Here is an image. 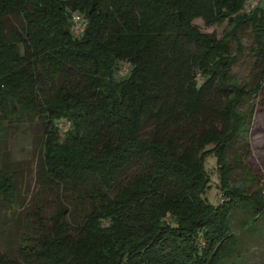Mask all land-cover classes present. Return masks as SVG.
<instances>
[{"label": "trees", "instance_id": "1", "mask_svg": "<svg viewBox=\"0 0 264 264\" xmlns=\"http://www.w3.org/2000/svg\"><path fill=\"white\" fill-rule=\"evenodd\" d=\"M247 1L0 0V144L10 125L40 123L39 180L89 206L76 227L60 209L35 244L20 249V262L2 251L0 264H227L237 257L233 213L247 212L244 228L264 220V196L232 184L227 160L251 123L253 106L245 113L242 103L264 98V0L243 12ZM72 12L87 21L79 37ZM10 15L20 30L6 27ZM195 19L226 20L230 30L217 39L199 32ZM246 27L256 73L239 84L231 71ZM210 100L218 101L220 127L194 133L188 127ZM66 123L61 133L56 125ZM148 124L165 136L145 135ZM210 156L217 205L204 197ZM16 197L14 176L0 169V211L14 209Z\"/></svg>", "mask_w": 264, "mask_h": 264}, {"label": "rangeland", "instance_id": "2", "mask_svg": "<svg viewBox=\"0 0 264 264\" xmlns=\"http://www.w3.org/2000/svg\"><path fill=\"white\" fill-rule=\"evenodd\" d=\"M263 0H248L243 12L260 6ZM192 25L201 33L214 35L221 39L229 30L228 21H222L207 26L201 19L192 21ZM6 27L17 31L21 28V21L15 15H10ZM243 46V56L233 65L231 75L239 84H247L253 80L256 73L252 48L254 39L250 28L239 32ZM229 47L234 53L236 45L231 40ZM128 71L127 64H123L119 76ZM201 82V78L198 77ZM263 97L246 99L241 110L250 113L251 123L247 133L241 135L232 144L227 160L232 168L231 182L235 185H246L249 191H260L264 196V103ZM209 109L201 118L188 127L198 133L209 124L220 127L219 119L214 110L218 101L210 100ZM61 133L69 130V123L57 124ZM144 134L149 137L162 138L164 131H156L148 124ZM42 125L30 122L26 118L20 123H14L5 130L0 144V169L11 173L17 186V197L14 209L1 208L0 211V252L6 251L7 256L18 262L21 261L20 249L34 245L37 236L51 226V219L60 209H66L65 221L71 227L83 222V215L89 206L80 204L71 196L65 195L64 190L55 184L43 185L38 178L37 164L40 157ZM210 147V146H209ZM248 166V167H245ZM205 168L210 175V186L205 198L213 205L220 204L222 194L217 189L218 173L215 158L210 156L205 160ZM249 168V170H248ZM248 221L246 211L236 210L231 216V227L239 238L237 257L227 264H264V220L252 228L244 225ZM105 226L108 222L103 223Z\"/></svg>", "mask_w": 264, "mask_h": 264}, {"label": "built area", "instance_id": "3", "mask_svg": "<svg viewBox=\"0 0 264 264\" xmlns=\"http://www.w3.org/2000/svg\"><path fill=\"white\" fill-rule=\"evenodd\" d=\"M70 22H71L72 34L75 37L81 36L87 25V21L84 19V17H82V15L76 12H72L70 13Z\"/></svg>", "mask_w": 264, "mask_h": 264}]
</instances>
